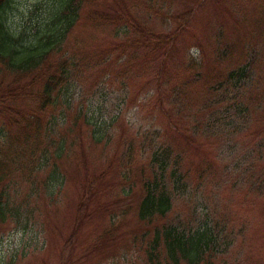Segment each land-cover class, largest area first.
I'll list each match as a JSON object with an SVG mask.
<instances>
[{"label": "rangeland", "instance_id": "1", "mask_svg": "<svg viewBox=\"0 0 264 264\" xmlns=\"http://www.w3.org/2000/svg\"><path fill=\"white\" fill-rule=\"evenodd\" d=\"M52 7L11 2L6 21L19 45ZM91 8L110 21L84 17L50 56L52 71H68L56 103L38 112L44 75L18 85L0 78V264H146L151 237L141 235L159 224L135 215L154 150L177 157L186 182L170 216L187 220L194 207L200 219L205 204L227 235L212 264H264V0H94ZM247 53L241 93L207 96ZM222 116L234 122L231 135L194 130ZM24 117L41 126L37 136L26 128L27 141ZM44 149L61 152L48 158ZM51 174L62 180L53 193Z\"/></svg>", "mask_w": 264, "mask_h": 264}, {"label": "trees", "instance_id": "2", "mask_svg": "<svg viewBox=\"0 0 264 264\" xmlns=\"http://www.w3.org/2000/svg\"><path fill=\"white\" fill-rule=\"evenodd\" d=\"M12 1L0 0V78L4 79L8 73L15 78L12 83L18 85L24 77L31 73L34 75L33 79L44 75L43 78L45 79L42 81V87L38 94L40 97L38 112L40 113L56 103L54 97L59 95L61 89L58 84L68 79V71L63 64L59 66L58 71L55 70L57 72L51 70L48 65L50 56L55 51H61L67 36L84 17L90 15L103 23L110 20L104 14L99 13V16H97L96 11L91 8L94 0H49L53 7L48 14L49 17L46 23L42 24L43 26L41 25L35 38L27 44L20 43L19 45L17 37L10 30L6 21V10ZM126 22L132 24L130 20H126ZM129 24L128 27H130ZM125 30V23H121L119 32H125ZM150 36L152 37V35ZM247 57L248 62L226 72L227 75L224 77V81L217 84L213 88L214 90L208 91L207 96L221 91L222 97L231 96L236 98L241 93L240 91L245 82L251 77L250 60L252 56L247 53ZM77 67H80L79 62ZM27 87L26 85L19 91L10 90L5 96L13 100L16 97L13 95L14 93H23ZM1 95L0 104L4 101V97L1 98ZM235 98L230 100L234 99L235 101ZM207 107L211 109L212 106L209 104ZM234 107L238 112L243 111L239 104H234ZM211 113H214V111H210L208 115ZM24 118L23 123L26 122L24 127L27 141L30 137L27 136L28 130L26 128L34 129V135L37 136L41 126L38 125V120L36 122L34 118L30 120ZM218 122H220L219 125L213 128H211L213 125L209 124V120L203 123L198 122L193 127L194 130L200 129L201 132H211L221 136L233 133L235 125L230 117H219ZM34 143L35 139L32 141V144ZM60 152L57 150L54 155H51L47 149L42 150L43 155L48 158L58 157ZM17 153H21V151ZM168 154L166 151L159 150L152 152L150 158L155 171L152 172L150 179H144L141 183V197L137 204L135 216L141 224L146 225L153 220H155V224H159V226L153 225L150 231L146 230L142 233V239L148 234L151 237L146 244L139 238L143 241L145 262L146 264H212L213 260L226 253L230 242H228L225 232L218 229V223H215L205 204L203 210L206 212L200 219H198L194 207H191L189 219L187 220H183L177 214L170 216L173 201L178 198L186 199L185 191L187 188L185 179L178 169V158L170 160L171 157ZM124 173L123 178L127 179V171H124ZM50 178L49 191L53 193L56 187L61 186L62 180L56 174H51ZM168 181L171 184V189L168 187ZM128 193L124 192V195L127 196ZM194 199V194L188 195V201L191 202ZM167 216L171 218L167 219ZM0 217H4L2 208H0Z\"/></svg>", "mask_w": 264, "mask_h": 264}]
</instances>
